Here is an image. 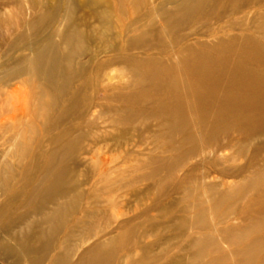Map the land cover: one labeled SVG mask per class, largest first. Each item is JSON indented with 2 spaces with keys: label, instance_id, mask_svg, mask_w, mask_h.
Segmentation results:
<instances>
[{
  "label": "bare ground",
  "instance_id": "obj_1",
  "mask_svg": "<svg viewBox=\"0 0 264 264\" xmlns=\"http://www.w3.org/2000/svg\"><path fill=\"white\" fill-rule=\"evenodd\" d=\"M62 1L29 24L54 26L34 58L1 66L0 81L21 78L0 86V191L14 203L0 207L7 260L162 264L175 241L188 256L164 264H263L264 192L237 223L231 206L208 212L243 189L264 190V5L247 14L253 0ZM97 40L115 55L90 73ZM113 66L126 84L114 85L122 73L110 75ZM115 140L120 153L102 158ZM202 164L209 170L194 176ZM213 170L235 182L209 181Z\"/></svg>",
  "mask_w": 264,
  "mask_h": 264
},
{
  "label": "rangeland",
  "instance_id": "obj_2",
  "mask_svg": "<svg viewBox=\"0 0 264 264\" xmlns=\"http://www.w3.org/2000/svg\"><path fill=\"white\" fill-rule=\"evenodd\" d=\"M72 1L73 2L74 1H77L78 3H81V5L84 8L86 6L85 4L88 2V0H72ZM96 1H97V4L98 5H100L101 7H105L104 4H105L106 0H96ZM253 1L257 5H253V6L249 7V8H246L244 10V13H247V14L252 13V12H254V10L256 11L257 9H259V7L261 5H264V0H253ZM62 2H63L62 0H47V3H46V0H0V59H1L0 60V75H3L4 74L3 73L4 72L3 67H1V66H3L4 63H7L9 60H13V59L14 60L15 59L16 60H19L22 57H27L28 60L34 58V56H35L34 55L35 54L34 51H35L36 43L43 42L46 38H48V36L50 35V32H51V30L53 29L54 26H52L53 25L52 23L50 24V21H48L46 17L43 18L40 21V24L36 28L34 26L32 27L31 25H29L30 22L32 21V19L36 15V11H37V13L39 15L40 14L43 15L42 13H44L45 10L50 11L46 7V5L48 7H49V5H52L50 7H52V9H55L57 6H60ZM154 2L155 3H160V0H154ZM33 3H34V5H33ZM155 3H153L152 5H156ZM76 13H78V16H79V15L82 14V11L80 13L79 10H78ZM67 14H68V12H66L65 2H64V7L62 9H59V11L57 12L56 18H58L60 21H62V20H64L68 16ZM70 17H71V14H70L69 18ZM238 18H240V17H238ZM90 22H91V26L94 27L93 28L94 30H96L95 28L99 29L96 20L92 19V20H90ZM141 23H143V20H142ZM227 34H229V32ZM248 34H256V32L254 30H251L250 29V31L248 32ZM225 35H226V33L223 34V35H221V36H225ZM205 39L206 38H204V40ZM211 39L212 38L206 39V40H210L211 41ZM93 44H94V46H93L92 49H94V50L95 49L103 50V53L98 56V59H97L98 63L96 61L95 66L90 70V73H94V72L100 73L102 71L101 61L107 59L108 56L113 55L114 52H104L105 51V47H104L105 44H103L99 40L94 41ZM13 47H14V49H13ZM88 60H89V57L88 56H84L83 57V61L84 62H87ZM111 69H112V67L110 69H108L107 71L112 76H114L115 75L114 73H116V72H117L116 74L122 73L120 66H113V69H115V71L113 69L112 70ZM119 75L121 76V74H119ZM115 76H118V75H115ZM120 76L117 78L118 80L117 79L114 80V83H115L114 85H116L119 81L120 82H124L122 80H124L125 78L127 79V81L129 80V76L128 75H125V74L123 75V73H122V77H120ZM19 78L20 77L18 75L17 76L16 75H10L9 77H3L1 79V81H0V86H5V88L7 87L9 90L11 88H15V87H17L19 85V81H21V78L20 79ZM127 81L125 80L124 83L126 84ZM105 85L107 86V83ZM111 85H113V82L111 84H109L107 87L108 88H110V87L114 88L115 87L114 85L113 86H111ZM101 90L103 91V89H101ZM98 115H99V113H98ZM98 115L96 114V118H99ZM99 120H98V122H99V124H100L99 126L101 128L108 127V125H105V123L102 124V121L103 120H101V118ZM136 134L137 133H136L135 130L130 129V134H128V135L132 139L130 141V144L131 145L134 143V139H135V135ZM262 136H263V134H262ZM118 142H120V140L119 141H116L115 140V141L110 142V143L108 142L107 144H102L101 147L104 149V151L102 152L104 155L101 154V156L103 155L102 158H105V157L108 158V157H110L112 155L119 154L121 150H120V146L118 147V144H117ZM111 143H113V144H111ZM262 143H264V140L263 141L256 142V145L259 146ZM108 144H110V145H108ZM116 144H117V146H116ZM131 145L129 146V149L133 148ZM200 148L202 149L203 147L200 146ZM248 158H249V156H248ZM197 161H199V159L198 160L192 159L187 164V166L184 169L181 170V172L180 171L178 172V174L180 176H182L183 174H185L187 172L189 166L192 165V163H196ZM207 164L206 165H204V164L200 165V167L198 168V170L195 171L193 173V175L196 176V177H200L201 178V176H202V174H201L202 169H206L207 168L209 170ZM222 178H225V179H222ZM208 180L209 181H211V180H220V181L224 180L225 182H222L223 183V185H222L223 188H229L230 186H232L231 182L232 183L235 182V180H234L233 177L223 176V174L221 172H218V171H215V170H213V172L211 173V176L208 178ZM188 186H191V183L185 185V187H188ZM257 190H259V188L256 189V187L255 188L250 187L248 189H243L242 191L238 192L235 196H229V197H227L225 199V201L223 202V205L221 207H219L221 205L220 204L217 207L218 208L217 210L209 211L208 212V216L213 215V216H218L219 217L220 214L219 213H218L219 215L216 214V212H218V210L221 209L220 211L222 213L226 209V207L231 206V209H230L228 215L229 216H232L231 217V222L232 223H237L238 221L236 219L239 218L240 216H242V213H243L242 210L244 209L243 207H245V208L247 207L248 200L249 201H254V199H256L257 197H259L264 192L263 189L262 190H259L258 192H256ZM197 191H200V190H197ZM247 191H250V192L248 194L247 199H244L243 198V195ZM0 192H1L0 193V207L3 208L5 206H10V205H13L14 204L13 202L8 201V198H7L6 194H3L4 193L3 191H0ZM200 192L203 193L202 190ZM178 197H179V195H172V198L173 199H178ZM203 198H204L203 201L205 202V200H206L207 197L204 196ZM128 201L130 203H132L134 201V197L128 198ZM188 202L192 203V202H194V199H190V201H188ZM214 204H215L214 202L213 203L211 202V203L205 204V206L207 205L208 207L212 208V207H215ZM130 215L132 216V213L131 212L128 213V216L129 217H130ZM243 225L245 226V224H243ZM0 232H1L0 233V238H3L5 240H7L8 238L7 237L5 238L4 233H3V231L1 229H0ZM170 235L175 236V234L172 233V232L170 233ZM9 240L10 239H8V241ZM178 244L179 243H177L175 241L173 242V244L172 243L171 244H168L167 247L170 248L169 255L166 256L165 253L163 252L162 255H161V257H160L161 260L159 262L162 263V264H164L165 261H166V259H167V257H169V256H171V257H177L175 259H178L179 257H184V256L186 257V256H188L187 253L179 252L176 249L177 248L176 245H178ZM134 248L135 247L131 248L130 250H127V251H124V252L120 253V257L122 255H124L126 252H129L130 251V253H132L131 250L134 249ZM133 251H135V250H133ZM7 259H9V258L5 257V255L3 253V250L0 247V264H12V262H11L12 260L11 259L10 260H7ZM263 264H264V259H263Z\"/></svg>",
  "mask_w": 264,
  "mask_h": 264
}]
</instances>
